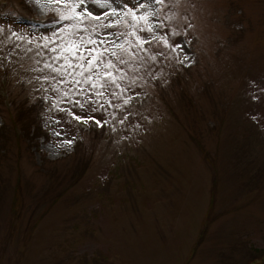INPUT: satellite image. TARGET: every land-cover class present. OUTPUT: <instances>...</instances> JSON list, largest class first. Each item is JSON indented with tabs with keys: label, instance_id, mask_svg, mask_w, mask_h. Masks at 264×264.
<instances>
[{
	"label": "rangeland",
	"instance_id": "1",
	"mask_svg": "<svg viewBox=\"0 0 264 264\" xmlns=\"http://www.w3.org/2000/svg\"><path fill=\"white\" fill-rule=\"evenodd\" d=\"M0 125V264H264V0H0Z\"/></svg>",
	"mask_w": 264,
	"mask_h": 264
},
{
	"label": "trees",
	"instance_id": "2",
	"mask_svg": "<svg viewBox=\"0 0 264 264\" xmlns=\"http://www.w3.org/2000/svg\"><path fill=\"white\" fill-rule=\"evenodd\" d=\"M1 125H0V135H1ZM264 253V252H263ZM264 260V259H263ZM263 260H261L260 262H263ZM258 263V262H257ZM256 264V263H255Z\"/></svg>",
	"mask_w": 264,
	"mask_h": 264
}]
</instances>
